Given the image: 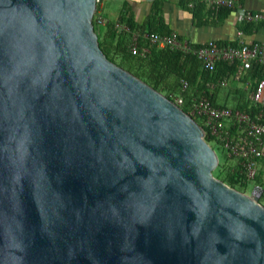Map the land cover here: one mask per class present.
<instances>
[{
    "label": "water",
    "instance_id": "1",
    "mask_svg": "<svg viewBox=\"0 0 264 264\" xmlns=\"http://www.w3.org/2000/svg\"><path fill=\"white\" fill-rule=\"evenodd\" d=\"M94 0H0V264H264L262 189L111 62Z\"/></svg>",
    "mask_w": 264,
    "mask_h": 264
},
{
    "label": "built area",
    "instance_id": "2",
    "mask_svg": "<svg viewBox=\"0 0 264 264\" xmlns=\"http://www.w3.org/2000/svg\"><path fill=\"white\" fill-rule=\"evenodd\" d=\"M202 2L210 15L215 17L220 8H230L235 22H264V10H251L238 6L236 0H187L191 6ZM92 19L96 26H104L105 19L100 13L101 0H94ZM113 27L118 33L128 34L127 50L133 55L144 56L150 47L168 48L183 54H192L199 59L201 68L211 70L218 61L234 64V70L218 81L219 86L228 80L238 81L252 63L264 64V42H244L238 39L235 44L218 45L213 40L194 45L179 38L175 33L160 34L153 31H138L124 22L116 21ZM240 36V31L237 32ZM187 83L181 81L180 90ZM179 107L184 103L180 93L170 95ZM186 113L197 120L209 142L220 153L234 160L238 181L252 182L258 165L264 162V79L255 81L249 91L247 110L230 106H218L204 95L192 96L187 103Z\"/></svg>",
    "mask_w": 264,
    "mask_h": 264
},
{
    "label": "crops",
    "instance_id": "3",
    "mask_svg": "<svg viewBox=\"0 0 264 264\" xmlns=\"http://www.w3.org/2000/svg\"><path fill=\"white\" fill-rule=\"evenodd\" d=\"M199 4L201 3L197 2L189 6L187 0H101L99 10L107 22L130 20L135 25L134 30L153 31L160 34L173 32L192 44H201L209 40L228 44L238 39L248 43L264 42V23L252 22L248 26L240 24L234 21L231 13L217 19L210 18L207 16V7L203 3L201 6H198ZM236 4L251 10H264V0H236ZM244 27H246L245 30H243ZM98 28L99 38L104 46L116 41L115 35L112 39L109 37L110 28H103V26ZM238 31L240 36L237 35ZM248 80L251 78L240 77L238 81L231 80L235 86L231 87L229 94H221L218 88L213 91L212 84H207V91L209 94L213 93L212 98L216 105L233 107L241 101L235 96L237 93L241 94L237 87ZM226 103H232V105ZM263 165L264 162L261 161L257 171ZM253 185L258 186L256 182Z\"/></svg>",
    "mask_w": 264,
    "mask_h": 264
},
{
    "label": "trees",
    "instance_id": "4",
    "mask_svg": "<svg viewBox=\"0 0 264 264\" xmlns=\"http://www.w3.org/2000/svg\"><path fill=\"white\" fill-rule=\"evenodd\" d=\"M197 2L202 4L200 1ZM201 4L198 6H201ZM195 7L197 6L195 5ZM231 11L230 8L222 7L219 9L215 17L216 19L217 17H223L230 14ZM207 16L210 18L212 17L210 16L209 11H207ZM119 21L126 23L130 28H135V25L130 20L124 21L120 19ZM239 23L248 26L252 22ZM255 23L262 24L264 22L257 21ZM92 25L97 36L98 46L108 60L130 72L169 99H171V94L180 93L184 98V103L180 107L185 112L187 111L186 106L188 100L192 96L204 95L212 104L216 105L212 98L213 93L209 94L207 91V84L213 85V91L217 90L219 87L218 81L223 77H227L234 70V64H229L223 61L216 62L211 70H205L201 68L199 59L194 55L189 53L183 54L168 48H156L152 46L144 56L133 55L127 50L129 35L116 32L113 27V22L106 21L103 28H110L111 34L109 37L112 39L115 35L117 37L116 41L113 44L109 43L107 46H104L99 38V26L95 25L93 19ZM246 27H244L243 30H245ZM214 42L218 45L227 44L219 41ZM235 42L228 44H235ZM114 57H117L118 61H115ZM241 77H250L256 81L258 79H264V64L252 63L251 66L244 71ZM182 80L187 83V88L181 91L180 86ZM247 105L248 104H246L245 101H239L233 107L247 110ZM204 139L206 142H209V138L205 135ZM222 181L239 191H243L246 186L245 183L238 181L237 167L231 171L227 170ZM255 182L259 185L258 178L255 179ZM261 196H264V189Z\"/></svg>",
    "mask_w": 264,
    "mask_h": 264
},
{
    "label": "rangeland",
    "instance_id": "5",
    "mask_svg": "<svg viewBox=\"0 0 264 264\" xmlns=\"http://www.w3.org/2000/svg\"><path fill=\"white\" fill-rule=\"evenodd\" d=\"M115 61H118L117 57H114ZM256 80L251 79L248 81H243L242 84L237 87V90L241 93H237L235 96L236 98H238L241 101H245L246 104L247 100H248V93L251 90V88L253 87V84L255 83ZM234 87L235 84L232 83L231 80H229L226 85L224 86H219L218 87V91H220L221 94H229V90L231 89V87ZM228 105H232V103H226ZM181 108V107H180ZM194 119V118H193ZM195 120V119H194ZM197 122V120H195ZM204 138V137H203ZM209 144V146H211V148L214 150V153L216 155V164L214 167V171H215V175L222 181V179L225 177L227 170L231 171L236 167V163L234 160L225 158L221 155L220 150L216 147L213 146V144H211L210 142H207ZM258 178L259 179V187L262 189V192L260 193V195L258 196L257 199V203L260 204L262 207H264V196H261L263 193V189H264V165L261 166V168L256 171L255 176L252 180V182H249L246 184L245 188L243 189V191H240L242 193L245 194H249L251 187L253 186V184L255 183V179ZM226 186H228L224 181H222ZM230 187V186H228ZM233 188V187H230ZM235 189V188H234ZM239 191V190H238ZM260 199V200H259Z\"/></svg>",
    "mask_w": 264,
    "mask_h": 264
}]
</instances>
